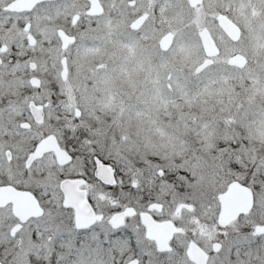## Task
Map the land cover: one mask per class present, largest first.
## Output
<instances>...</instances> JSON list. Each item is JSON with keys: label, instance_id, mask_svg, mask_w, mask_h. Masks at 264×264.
<instances>
[{"label": "flooded vegetation", "instance_id": "1", "mask_svg": "<svg viewBox=\"0 0 264 264\" xmlns=\"http://www.w3.org/2000/svg\"><path fill=\"white\" fill-rule=\"evenodd\" d=\"M13 1L0 0V187L9 188L0 197L3 248L16 242L25 264H197L188 256L193 245L206 256V264H258L264 259V231H259L264 230V185L226 175L228 183L210 198L214 208L207 214V199L174 186L182 160L168 152L171 139H139L133 166L125 162L118 121H108L111 130L104 126L103 136L93 142L94 122L79 123L90 108L86 99L99 93L107 70L112 76L124 74L127 63L124 58L99 63L77 51V45L90 46L93 32L104 33L108 47L132 46L138 65L144 66L138 76L155 79L153 87L157 80L221 77L225 84L239 77L246 85V123L253 124L264 101V0H65L64 6L61 0H44L20 11L8 8ZM230 23L239 28L237 40L224 28ZM62 33L74 41L65 46ZM176 45L181 69L169 57ZM238 54L245 58L243 66L231 62ZM165 88L164 97H172L173 84ZM31 103L41 109V117ZM243 106L237 100L235 108ZM114 129L119 133L112 136ZM46 138H52L53 147L30 161ZM54 145L69 155L68 162L59 163ZM246 154L252 160L253 153ZM48 174L53 185H46ZM234 182L249 189L248 209L245 192L223 198ZM29 194L37 200L39 215L29 216ZM223 201L228 213L236 214L224 225ZM49 203L56 208L49 210ZM233 204L242 210L237 213ZM197 207V216H182ZM166 223L172 233L163 248L158 241L165 236L155 225ZM0 264L8 263L0 257Z\"/></svg>", "mask_w": 264, "mask_h": 264}, {"label": "rangeland", "instance_id": "2", "mask_svg": "<svg viewBox=\"0 0 264 264\" xmlns=\"http://www.w3.org/2000/svg\"><path fill=\"white\" fill-rule=\"evenodd\" d=\"M61 1L62 6L68 2ZM102 34L104 33L89 34L92 35V41L86 49L77 45V51H82L80 56L95 59L99 63L111 58L113 62H119L124 58L127 65L125 73H117V76H112L107 70L109 75L106 72L99 80V93L86 99L90 108L85 110V117L79 123L87 125L89 121L94 122L93 142L103 136L104 126H110L108 121H118L122 127L120 137L125 139V162L133 166L136 155L132 152L139 146L136 144L139 139H146L148 142L154 141V138L171 139L168 152L182 160L181 174L174 177V186L181 192H189L191 196L201 195L209 200H206L203 208V212L206 211L207 214L214 208L213 203L210 205V198L217 193L219 187L228 183L229 177H247L250 185H264V101L258 105L263 112L260 110L253 124L248 125L245 94L242 91H246L245 82L241 84L239 77L225 81V84L221 77L205 81L164 80L162 84L157 80V85H154L156 96H152L150 93L155 79L151 82L144 74L138 76L137 72H144V66L138 65L133 47H108L102 40ZM194 41L190 39L192 52L196 49ZM180 50V46L176 45L172 56H169L176 62L174 67L177 69L183 68L181 56L177 54ZM257 54L262 55L260 49ZM191 66L195 67L193 64ZM166 67V64L162 66ZM167 83L173 84L172 94L169 93L172 97H164L167 94L163 93ZM263 88L264 86L260 89ZM113 90L118 91L121 96H117L118 93L115 95ZM237 100L244 105L239 110L235 108ZM91 114L95 116L93 120L89 119ZM112 132V136L119 133H115L116 129ZM246 153H253L252 160H249ZM34 173L35 170L30 175ZM228 174L229 177L226 176ZM50 177L48 174L46 185H53V182H48ZM132 179L135 180V177ZM46 207L52 210L56 205L49 203ZM193 210L191 213L183 211L182 216H197L199 207ZM4 239L0 235V249L6 243ZM14 244L0 250V257L8 264H25L22 248L16 242ZM261 257L258 264H264Z\"/></svg>", "mask_w": 264, "mask_h": 264}, {"label": "water", "instance_id": "3", "mask_svg": "<svg viewBox=\"0 0 264 264\" xmlns=\"http://www.w3.org/2000/svg\"><path fill=\"white\" fill-rule=\"evenodd\" d=\"M41 1H44V0H15L13 2H11L8 6L9 9L11 10H24V9H32L37 3L41 2ZM96 2H93V7L95 8L96 7ZM98 4V3H97ZM98 13L101 12V9L97 10ZM224 25V23H223ZM231 25V26H230ZM230 25H225L224 28L225 30L227 31V33L234 39V40H237L239 38V35H240V31H239V28L235 25V24H232L230 23ZM61 37L63 39L62 42H64V45L66 46L67 44L69 43H72L74 41V39L72 37H68L65 33L61 34ZM206 49L207 50H210L212 48V45L209 41V43L207 42L206 44ZM232 64H235V65H239V66H243L245 64V58L243 57V55L241 54H238L236 55L235 57L232 58L231 60ZM209 64V61L205 62L203 65H200L197 67L196 71L199 72L204 66L208 65ZM31 105V108H32V111L35 113V112H39V115H40V111L41 109L35 105H33V103L30 104ZM36 115V114H35ZM77 115H80V113L77 111ZM41 117V115H40ZM39 120H41V118H39ZM53 142V143H52ZM52 144H54V141H52V138H46L44 140H42L37 146V149L36 151L30 155L31 158H30V161L39 157L44 151H47L49 149H51L53 146H51ZM54 147L56 148V146L54 145ZM57 149V148H56ZM57 152H58V161L60 164L62 163H65V162H68L70 160V157L69 155H67V153H65V151L63 150H59L57 149ZM100 168H98L97 170V175H99V177H102L100 175V171H99ZM9 188L8 187H0V197L1 195H7V190ZM239 192H245L248 194L247 197H249V199H247V209L249 208V206H251V203H252V197H250V191L248 188L246 187H243V186H240L238 182H234L230 185L229 187V190L227 192V194H225L223 196L224 197H227V195L229 194H237ZM27 195V194H26ZM33 195L32 194H29V199H30V215H39V213H41L39 207L37 206V200L32 197ZM237 200L236 199H233V203H235ZM189 209L191 208L190 206H187ZM227 207V203H225L223 201V213L221 215V218L222 219V224H227L231 219H233L236 214H229L228 213V208ZM231 209H235L237 211V213L239 211L242 210L241 207H239L238 205H231L230 207ZM20 207H16L15 208V212L18 214L19 218L22 220H25L27 218V216H22V214L20 213ZM156 227H160L161 228V231L160 232V235L161 236H165L163 239H159V243L160 245L163 247V248H166V244H165V238H168L170 237L171 233H172V227L171 225H167L166 224H156L155 225ZM259 231H264L262 228L259 230ZM194 247H191L189 250H188V256L189 258L192 260V261H195L197 264H206V256L203 255L201 253V250L199 247H196L195 245H193Z\"/></svg>", "mask_w": 264, "mask_h": 264}, {"label": "bare ground", "instance_id": "4", "mask_svg": "<svg viewBox=\"0 0 264 264\" xmlns=\"http://www.w3.org/2000/svg\"><path fill=\"white\" fill-rule=\"evenodd\" d=\"M73 38V37H72ZM74 39V38H73ZM67 46V45H66Z\"/></svg>", "mask_w": 264, "mask_h": 264}]
</instances>
